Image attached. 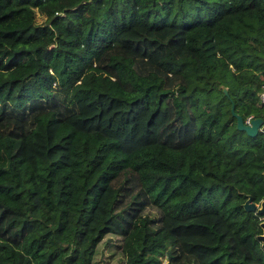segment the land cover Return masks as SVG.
Segmentation results:
<instances>
[{"label":"trees","instance_id":"trees-1","mask_svg":"<svg viewBox=\"0 0 264 264\" xmlns=\"http://www.w3.org/2000/svg\"><path fill=\"white\" fill-rule=\"evenodd\" d=\"M260 75L264 0H0V264H264Z\"/></svg>","mask_w":264,"mask_h":264},{"label":"water","instance_id":"water-1","mask_svg":"<svg viewBox=\"0 0 264 264\" xmlns=\"http://www.w3.org/2000/svg\"><path fill=\"white\" fill-rule=\"evenodd\" d=\"M223 91H226L225 87H223ZM229 110L231 115L235 118V128L243 130L247 135H254L258 130L264 131V123H262V118L260 116H252L248 122H245L242 116L234 111L233 103H230ZM242 206L245 210H251L261 214L264 212V197L259 201V205L256 207L255 203L250 200L249 194H246ZM259 226L261 232L256 234V238L260 242V247L264 250V220L259 222Z\"/></svg>","mask_w":264,"mask_h":264},{"label":"rangeland","instance_id":"rangeland-1","mask_svg":"<svg viewBox=\"0 0 264 264\" xmlns=\"http://www.w3.org/2000/svg\"><path fill=\"white\" fill-rule=\"evenodd\" d=\"M168 34V33H167ZM157 48V54L155 55L158 61L161 62L160 53L164 46V42L161 39H158L155 44ZM117 238L112 235H105L102 241L97 245V249L91 264H118L121 258V255L118 254L117 247L114 249V242L117 243ZM106 241L109 242L107 246ZM114 251V252H113Z\"/></svg>","mask_w":264,"mask_h":264},{"label":"built area","instance_id":"built-area-1","mask_svg":"<svg viewBox=\"0 0 264 264\" xmlns=\"http://www.w3.org/2000/svg\"><path fill=\"white\" fill-rule=\"evenodd\" d=\"M260 86L259 89L256 93L258 101L259 102H263L264 103V77L262 75H260ZM252 117V114H247L244 118L245 122H248V120ZM262 118V123H264V113L260 116Z\"/></svg>","mask_w":264,"mask_h":264},{"label":"flooded vegetation","instance_id":"flooded-vegetation-1","mask_svg":"<svg viewBox=\"0 0 264 264\" xmlns=\"http://www.w3.org/2000/svg\"><path fill=\"white\" fill-rule=\"evenodd\" d=\"M264 197V195L258 200V201H253V200H251V201H253L254 203H255V205H256V207L259 205V201L262 199ZM259 214V213H258ZM260 217L262 218L261 220H264V212L263 213H261L260 214Z\"/></svg>","mask_w":264,"mask_h":264}]
</instances>
